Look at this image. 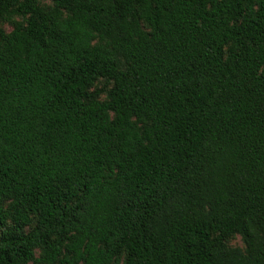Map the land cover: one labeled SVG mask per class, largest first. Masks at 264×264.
<instances>
[{
    "label": "trees",
    "instance_id": "1",
    "mask_svg": "<svg viewBox=\"0 0 264 264\" xmlns=\"http://www.w3.org/2000/svg\"><path fill=\"white\" fill-rule=\"evenodd\" d=\"M0 23V264H264V0Z\"/></svg>",
    "mask_w": 264,
    "mask_h": 264
},
{
    "label": "rangeland",
    "instance_id": "2",
    "mask_svg": "<svg viewBox=\"0 0 264 264\" xmlns=\"http://www.w3.org/2000/svg\"><path fill=\"white\" fill-rule=\"evenodd\" d=\"M12 26L10 24H5V23H0V29L6 31V32H10L12 30ZM102 84H98L96 88H101ZM230 245L233 247H239V248H243V243L241 241L240 238H235L230 242Z\"/></svg>",
    "mask_w": 264,
    "mask_h": 264
}]
</instances>
